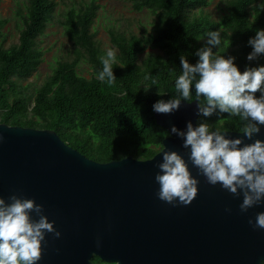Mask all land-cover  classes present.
Here are the masks:
<instances>
[{"label":"trees","instance_id":"trees-1","mask_svg":"<svg viewBox=\"0 0 264 264\" xmlns=\"http://www.w3.org/2000/svg\"><path fill=\"white\" fill-rule=\"evenodd\" d=\"M130 1L133 9L149 8L156 17L147 32L109 29L118 48L112 85L98 79L103 70L100 58L107 51L95 39L92 26L99 3L90 0L65 11L64 31L77 46L76 56L59 60L33 93L27 94L20 80L42 61L37 37L57 7V0H28L18 41L5 46L0 39V121L53 128L69 144L99 161L127 155L149 158L168 134L156 120L153 105L178 96L175 80L183 71L181 57L195 65L198 51L211 48L214 56L233 58L241 73L264 66V54L248 59L254 50L249 40L264 30V0H227L226 12L218 19L194 11L208 0ZM213 31L220 32L219 46L208 44ZM147 47L157 50L141 57ZM82 57L91 65L90 76L78 70ZM192 95L193 100L195 83ZM254 95H264V85ZM198 123L209 124L211 130L239 131L244 122L217 108L211 116L199 114Z\"/></svg>","mask_w":264,"mask_h":264},{"label":"water","instance_id":"water-1","mask_svg":"<svg viewBox=\"0 0 264 264\" xmlns=\"http://www.w3.org/2000/svg\"><path fill=\"white\" fill-rule=\"evenodd\" d=\"M198 105L195 98L181 100L170 115L154 111L168 134L149 158L99 161L53 128L0 121V196L7 202L12 194L35 199L61 232L59 238L46 234L37 264H107L92 261L94 252L117 264H262L264 229L249 220L264 212V203L241 213L242 195L208 184L188 159L183 139L171 133L173 125L184 131L189 121L199 126ZM222 130L229 138L243 135ZM255 139L264 140V126L245 143ZM164 150L179 151L199 179L189 205L158 198L155 176Z\"/></svg>","mask_w":264,"mask_h":264},{"label":"clouds","instance_id":"clouds-1","mask_svg":"<svg viewBox=\"0 0 264 264\" xmlns=\"http://www.w3.org/2000/svg\"><path fill=\"white\" fill-rule=\"evenodd\" d=\"M221 42L219 31L209 33V45L219 46ZM249 44L254 49L249 60L264 54V30L258 31ZM197 55L199 62L195 65L181 57L183 71L175 80L178 96L167 102H156L153 110L164 115L179 110L181 100H192L195 83L199 114L211 116L218 108L220 112L239 117L244 122L239 128L243 135L237 138H229L227 130L220 127L211 130L207 123L194 127L190 121L186 131L173 125L171 133L183 139L182 146L190 149L188 159L208 184H219L234 197L242 195L239 208L241 213H246L264 203V140L245 143V140L251 141L258 135L264 126V95L260 98L254 95L264 85V66L241 73L233 58L214 56L211 48L200 49ZM100 59L103 70L98 79L112 85L116 80L113 71L116 54L108 50ZM162 153V161L157 165L159 172L155 176L159 184L158 198L173 205L191 204L198 195L199 179L193 176L179 151L164 150ZM8 200L10 202L0 196V264H37L43 256L46 234L54 233L59 238L61 232L44 214V205L35 199L12 194ZM33 213L39 219L34 220ZM249 224L256 229H264V212L257 213Z\"/></svg>","mask_w":264,"mask_h":264},{"label":"rangeland","instance_id":"rangeland-1","mask_svg":"<svg viewBox=\"0 0 264 264\" xmlns=\"http://www.w3.org/2000/svg\"><path fill=\"white\" fill-rule=\"evenodd\" d=\"M90 0H57L56 13L41 34L37 37V45L43 49V59L27 78L20 80L26 87V93L32 94L34 88L42 83L52 71L59 60L73 59L77 54V46L66 35L63 19L65 11L71 7H79ZM99 8L92 26L95 39L102 49L118 52L110 39V28H117L126 32H147L152 29L155 14L149 8L136 10L132 8L130 0H97ZM28 0H0V39L5 46L18 41L20 29L23 24V14L26 12ZM227 7V0H208L202 8L194 9L195 12L203 11L212 18H220ZM223 35V34H222ZM226 36L223 35V39ZM157 49L147 47L142 53ZM80 73L90 76L92 70L90 63L82 57L78 63Z\"/></svg>","mask_w":264,"mask_h":264},{"label":"flooded vegetation","instance_id":"flooded-vegetation-1","mask_svg":"<svg viewBox=\"0 0 264 264\" xmlns=\"http://www.w3.org/2000/svg\"><path fill=\"white\" fill-rule=\"evenodd\" d=\"M91 260L94 262H100V263L117 264V260H106L95 252L92 254ZM262 264H264V262Z\"/></svg>","mask_w":264,"mask_h":264}]
</instances>
